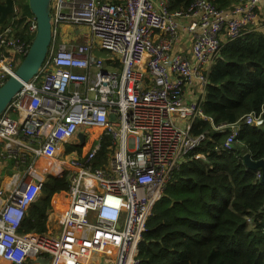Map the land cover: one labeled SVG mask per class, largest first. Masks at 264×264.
<instances>
[{"label":"built area","instance_id":"obj_1","mask_svg":"<svg viewBox=\"0 0 264 264\" xmlns=\"http://www.w3.org/2000/svg\"><path fill=\"white\" fill-rule=\"evenodd\" d=\"M233 1L229 9L213 0H190L182 8H173V0L51 1L49 52L0 116V142L13 156L11 139H27L37 164L49 162L44 178L65 175L69 187L63 209L53 206L41 234L18 229L46 180L26 183L16 175L8 193L0 189V264H138L155 204L188 155L210 139L207 131L193 133L196 124L225 132L224 150L236 143L240 123L217 126L202 104L211 63L224 43L251 28L263 0ZM24 26L35 38L36 18ZM65 26L84 42L61 39ZM183 36L189 47L177 51ZM32 43L12 20L0 25V86ZM94 46L111 59L96 57ZM189 86L200 89L196 100H188ZM244 123L262 127L264 109ZM80 131L91 143L82 153L69 152L81 146ZM198 159L207 161L205 154Z\"/></svg>","mask_w":264,"mask_h":264},{"label":"trees","instance_id":"obj_2","mask_svg":"<svg viewBox=\"0 0 264 264\" xmlns=\"http://www.w3.org/2000/svg\"><path fill=\"white\" fill-rule=\"evenodd\" d=\"M213 1L223 9L234 4ZM189 2L173 0V8ZM14 6L18 18L12 14L0 25L12 20L16 32L32 43L27 26L21 28L34 16L29 0H14ZM208 78L203 109L217 126L240 123L236 143L224 150L225 132L207 122L196 124L193 133L207 131L210 139L188 155L155 204L139 246L138 264H264V170L245 163L246 155L264 161V125L244 123L246 115L264 109V31L251 27L224 43ZM202 154L207 161L198 159ZM106 158L104 145L100 159ZM68 187L65 175L48 176L42 196L28 208L18 231L46 233L52 199ZM56 201L61 202L60 197Z\"/></svg>","mask_w":264,"mask_h":264},{"label":"water","instance_id":"obj_3","mask_svg":"<svg viewBox=\"0 0 264 264\" xmlns=\"http://www.w3.org/2000/svg\"><path fill=\"white\" fill-rule=\"evenodd\" d=\"M52 0H29L32 14L37 20V33L31 45L30 51L22 63L18 66L15 75L9 77L0 86V116L10 106L14 97L21 91L24 83L32 80L43 65L52 42V22L50 14V3ZM16 8L14 0H6L5 4L0 3V23H4L9 15L14 14ZM111 119H114L111 116ZM81 146L86 143L85 133L80 131L77 134ZM245 163L251 169H263L264 161H253L249 155L245 156ZM30 264H49L48 260L40 259Z\"/></svg>","mask_w":264,"mask_h":264},{"label":"crops","instance_id":"obj_4","mask_svg":"<svg viewBox=\"0 0 264 264\" xmlns=\"http://www.w3.org/2000/svg\"><path fill=\"white\" fill-rule=\"evenodd\" d=\"M12 15V14H11ZM10 16V15H9ZM252 28L264 31V0L260 3L258 8V17L255 23L251 26ZM66 29V31H65ZM63 30L67 33L70 30V27H64ZM78 37V36H76ZM189 47L186 37L183 36L176 44L175 49H186ZM214 63V62H213ZM211 63V66L213 65ZM186 96L188 100H196L200 96V89L195 88L194 86H189L187 88ZM5 143L0 142V189L8 193L14 185L15 176H19L23 182L30 183L36 180H46L42 172L46 171L43 168L47 166H41L40 162L37 164V159L32 150V145L29 141L23 137H13L10 141V144L14 150L13 156L6 150ZM67 148L68 145H65ZM48 176H51L50 174ZM47 176V178H48ZM61 193V192H60ZM42 195V193H41ZM40 195V196H41ZM61 202L64 198L63 194H58ZM56 198L52 199V206L59 205L56 201ZM1 202V200H0ZM64 202V199H63ZM63 204V203H62ZM60 213V211H57ZM58 215L55 214L54 218L57 219Z\"/></svg>","mask_w":264,"mask_h":264},{"label":"rangeland","instance_id":"obj_5","mask_svg":"<svg viewBox=\"0 0 264 264\" xmlns=\"http://www.w3.org/2000/svg\"><path fill=\"white\" fill-rule=\"evenodd\" d=\"M234 5V4H233ZM232 5V6H233ZM16 8V7H15ZM232 8V7H231ZM86 28L84 27V29H83V32H86ZM65 31H66V29H65ZM64 31V32H65ZM61 39H64L65 41H67V42H71V43H73V44H81V43H83L84 42V40L81 38V37H76V35H74V34H72L71 32H65V33H62V35H61ZM93 53H94V55L96 56V57H98V58H100V59H102L103 61H109L110 59H111V57H112V54L110 53V52H107V51H104V50H101V49H98L96 46H94V50H93ZM9 79V78H8ZM86 140H87V144H90L91 143V136H87L86 137ZM98 144V141H96V145ZM95 145V146H96ZM85 148L86 147H83V146H79V147H70L69 149H68V151L69 152H73V151H75V152H77V153H82L84 150H85ZM48 163L49 162H47L46 160H44L43 161V164H44V166H47L48 165ZM66 177V179H67V176H65ZM167 189V188H166ZM42 196V195H41ZM55 197H58V194L56 193L55 195H54V197L53 198H55ZM63 199L64 198H62V202L59 204V205H54V207L55 208H57V209H63V207H64V203H63ZM63 203V204H62ZM53 225V224H52Z\"/></svg>","mask_w":264,"mask_h":264},{"label":"bare ground","instance_id":"obj_6","mask_svg":"<svg viewBox=\"0 0 264 264\" xmlns=\"http://www.w3.org/2000/svg\"><path fill=\"white\" fill-rule=\"evenodd\" d=\"M42 165L44 166V164H43V163H41V166H42ZM59 203H60V202H59Z\"/></svg>","mask_w":264,"mask_h":264},{"label":"clouds","instance_id":"obj_7","mask_svg":"<svg viewBox=\"0 0 264 264\" xmlns=\"http://www.w3.org/2000/svg\"><path fill=\"white\" fill-rule=\"evenodd\" d=\"M257 128V127H256ZM261 128V127H260ZM144 238V237H143ZM143 241V240H142Z\"/></svg>","mask_w":264,"mask_h":264},{"label":"flooded vegetation","instance_id":"obj_8","mask_svg":"<svg viewBox=\"0 0 264 264\" xmlns=\"http://www.w3.org/2000/svg\"><path fill=\"white\" fill-rule=\"evenodd\" d=\"M46 260V259H45Z\"/></svg>","mask_w":264,"mask_h":264}]
</instances>
